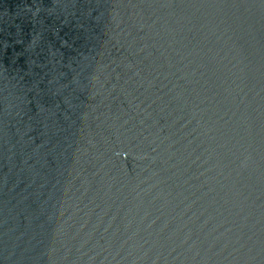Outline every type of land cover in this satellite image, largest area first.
<instances>
[{
	"label": "water",
	"instance_id": "95a60500",
	"mask_svg": "<svg viewBox=\"0 0 264 264\" xmlns=\"http://www.w3.org/2000/svg\"><path fill=\"white\" fill-rule=\"evenodd\" d=\"M0 264H264V0H0Z\"/></svg>",
	"mask_w": 264,
	"mask_h": 264
}]
</instances>
